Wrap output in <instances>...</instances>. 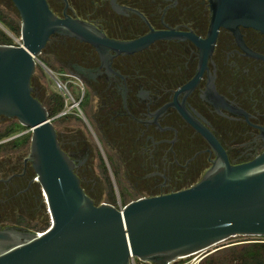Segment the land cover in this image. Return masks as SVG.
Listing matches in <instances>:
<instances>
[{"label":"flooded vegetation","instance_id":"obj_1","mask_svg":"<svg viewBox=\"0 0 264 264\" xmlns=\"http://www.w3.org/2000/svg\"><path fill=\"white\" fill-rule=\"evenodd\" d=\"M46 3L55 17L113 44L54 35L41 53L54 76L79 91L75 98L66 89L70 103L63 99L59 113L50 115L51 95L45 108L95 205L125 206L195 185L217 160L207 137L231 165L264 151V31L229 18V3L220 5L228 26L215 22L218 0ZM153 35L139 50L119 47ZM22 135L0 130V220L13 216L31 187L33 169L18 154Z\"/></svg>","mask_w":264,"mask_h":264},{"label":"water","instance_id":"obj_2","mask_svg":"<svg viewBox=\"0 0 264 264\" xmlns=\"http://www.w3.org/2000/svg\"><path fill=\"white\" fill-rule=\"evenodd\" d=\"M10 1L20 18L22 45H0V118L15 119L31 134L25 162L41 188L51 225L43 233L0 230V264H132L134 259L171 264L233 237L264 238V151L231 165L212 137L207 139L217 160L190 188L123 207L95 205L61 150L47 109L32 95L31 78L51 36L113 44L77 20L55 17L46 0ZM225 1L229 18L264 31V0H218L217 26L230 24L221 22ZM155 37L119 47L139 50Z\"/></svg>","mask_w":264,"mask_h":264},{"label":"rangeland","instance_id":"obj_3","mask_svg":"<svg viewBox=\"0 0 264 264\" xmlns=\"http://www.w3.org/2000/svg\"><path fill=\"white\" fill-rule=\"evenodd\" d=\"M0 13L3 15V17L6 18V20H9V22L12 21L15 24V29L11 30L10 28L5 27V25L0 22V45H14L15 41L20 37V18L18 16V13L10 0H0ZM44 53L45 52H43V54L39 56L38 60L46 67H48V69L52 71L53 74L48 72L44 66L38 64L31 78V87L34 93V97L45 106L47 103V97L50 95L53 97H57V99L59 100L61 99L63 102L62 94L66 93V91L63 88L58 87V83L54 78L57 77L54 76L55 70L49 68L50 65L48 66L46 62L48 59ZM58 80L62 83L63 86H66V89L71 94H73L75 98L79 96V91L74 88V86L66 84L59 78ZM7 121H9L7 122L8 124L0 126V130L9 132L10 129L16 127V124L18 123L15 119H9ZM9 124L15 125L12 127H6V125ZM54 124L57 127L58 131H60L58 124H56V122H54ZM21 134H23L22 136L26 138V141H23L24 144L19 146L18 154L20 160L22 161L28 156L30 152L31 134L27 129L22 131ZM29 171L31 178L30 190L28 191V193H25L24 196L20 195L18 200L19 204L15 206L18 210L13 213L12 217H5L0 220V227L19 228L33 233H43L50 227L51 220L47 211V206L44 201L41 188L36 183L35 175L34 173H32V170L30 169ZM124 204L125 203H123L122 205L124 206ZM112 205L119 207V205H117V203L115 202H112ZM122 205L121 207H123ZM256 243H264V239L243 236L233 237L202 253L188 258L180 259L171 264H201V262L203 263V261L205 262L209 260V258L211 259V257L212 259L214 258V264H229L231 262L229 254L232 252L229 250H235V248L239 249L243 246ZM136 264H140V262L137 260Z\"/></svg>","mask_w":264,"mask_h":264},{"label":"trees","instance_id":"obj_4","mask_svg":"<svg viewBox=\"0 0 264 264\" xmlns=\"http://www.w3.org/2000/svg\"><path fill=\"white\" fill-rule=\"evenodd\" d=\"M0 22L3 23L5 27L10 28L11 30L15 29L14 22L12 21L9 22V20H6V18L3 17L1 13H0ZM56 98L57 97H55L54 107L50 110V115H55L63 109L62 100L60 99L58 103ZM24 130H26V128L20 126L17 123L16 127L10 129L9 133L16 134V133H21ZM19 139H20V145L24 144L23 141L24 142L26 141V138L24 136H21ZM229 251H232L229 254L231 260L229 264H264V243L249 244L239 249L235 248V250L232 249ZM213 259L211 257V259L209 258V260L205 262L203 261V263L201 262V264H214Z\"/></svg>","mask_w":264,"mask_h":264},{"label":"built area","instance_id":"obj_5","mask_svg":"<svg viewBox=\"0 0 264 264\" xmlns=\"http://www.w3.org/2000/svg\"><path fill=\"white\" fill-rule=\"evenodd\" d=\"M22 42H21V38L19 37L16 41H15V44L14 45H12V46H21L22 44H21ZM58 83V82H57ZM58 87L59 88H63V89H65V91H66V93H63L62 95H63V99L65 100V103L66 104H69L70 103V94H69V92L66 90V88H64L63 86H61L59 83H58ZM74 105V104H73ZM264 239V238H263ZM197 255V254H196ZM193 256H195V255H193ZM136 259H134L133 260V263L132 264H136ZM140 264H149V263H141L140 262Z\"/></svg>","mask_w":264,"mask_h":264}]
</instances>
